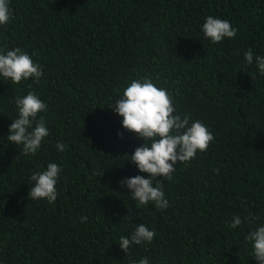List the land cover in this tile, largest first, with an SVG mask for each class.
<instances>
[{"label": "trees", "instance_id": "obj_1", "mask_svg": "<svg viewBox=\"0 0 264 264\" xmlns=\"http://www.w3.org/2000/svg\"><path fill=\"white\" fill-rule=\"evenodd\" d=\"M9 7L14 18L0 25V51L20 48L43 75L19 84L0 77V264L145 257L149 264H257L245 237L264 226V76L255 63L264 57V0H9ZM208 16L228 20L236 37L213 44L201 30ZM144 77L173 95L175 115L201 121L214 137L207 151L177 162L171 180H154L163 185L165 210L138 207L121 184L148 178L128 161L145 141L110 107ZM29 91L47 104L37 118L49 135L25 156L7 135L15 99ZM49 163L62 169L54 204L28 197L32 171ZM236 215L243 222L233 229ZM138 224L156 235L126 254L119 238Z\"/></svg>", "mask_w": 264, "mask_h": 264}, {"label": "clouds", "instance_id": "obj_2", "mask_svg": "<svg viewBox=\"0 0 264 264\" xmlns=\"http://www.w3.org/2000/svg\"><path fill=\"white\" fill-rule=\"evenodd\" d=\"M13 18L9 0H0V25L8 24ZM201 30L213 44H218L225 38L234 39L237 35V29L228 20L212 16L205 18ZM244 60L249 65L253 63L254 54L251 49L244 54ZM255 63L259 74L264 76V57L256 56ZM42 75L41 65L34 63L27 52L20 48L8 50L6 54L0 51V77L19 84L29 78L38 82ZM15 105L18 116L11 120L7 141L16 146L22 145L23 155H34L44 138L49 135L44 117L37 118L39 113L46 111L47 104L29 91L24 96L16 97ZM110 108L123 118L122 126L125 130L145 141L143 146L135 149L134 154L128 156V161L134 163L141 173H146L148 178L143 175L130 177L121 181L122 186L130 190L138 207L147 206L151 202L159 210L167 209L169 203L165 198L163 185L156 183L154 186V180L157 177L171 180L177 162L186 164L196 157L198 151H207L214 139L212 133L199 120L193 121L190 116L175 115L173 95L166 88L157 87L150 77L131 80L121 98ZM118 135L123 138L122 134ZM56 148L63 152L65 145L58 142ZM61 171L56 163H49L45 170L32 171L30 179L33 183L28 193L29 199H44L49 204H54L58 195L56 184ZM214 171L218 173L219 169ZM87 219L86 216L81 217V223H86ZM247 219L256 220L258 217L250 214ZM122 220L131 222L132 217ZM242 222L241 217L236 215L229 227L235 229ZM155 235L154 230L138 224L130 236L119 238L118 245L127 254L132 245L151 243ZM245 239L252 246V256L257 264H264V226L250 231ZM138 264H149V260L147 257L142 258Z\"/></svg>", "mask_w": 264, "mask_h": 264}]
</instances>
